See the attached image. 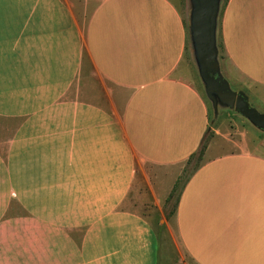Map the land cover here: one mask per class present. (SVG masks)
Masks as SVG:
<instances>
[{"label":"crops","instance_id":"obj_1","mask_svg":"<svg viewBox=\"0 0 264 264\" xmlns=\"http://www.w3.org/2000/svg\"><path fill=\"white\" fill-rule=\"evenodd\" d=\"M82 4L90 11L81 26L76 0H0V171L10 186L12 155L21 172L34 171L19 199L36 238L51 240L3 244L0 264L159 263L144 216L124 209L123 195L108 209L106 164L92 162L89 141L92 70L122 89L123 137L141 160L181 163L209 127L206 100L178 76L193 41L171 0ZM220 4L226 60L264 104V0ZM174 219L178 250L196 264H264V153L196 165Z\"/></svg>","mask_w":264,"mask_h":264},{"label":"rangeland","instance_id":"obj_2","mask_svg":"<svg viewBox=\"0 0 264 264\" xmlns=\"http://www.w3.org/2000/svg\"><path fill=\"white\" fill-rule=\"evenodd\" d=\"M186 20L191 36L194 24L196 0H171ZM80 4V7H78ZM93 8L91 4L90 10ZM221 4L219 6V10ZM88 5L76 0V18L80 25L89 14ZM218 10V11H219ZM217 11V12H218ZM214 46L220 76L233 92L242 90L247 97L253 88L226 60L219 34V12L215 17ZM197 51L193 48L187 57V66L180 71L179 78L194 87L206 100L209 110V127L199 148L188 159L174 166L156 165L138 158L129 149L123 137L121 116L125 96L120 87L100 79L91 71V130L90 148L92 162L106 164L108 209L114 208V201L125 196L123 208L144 216L158 240L160 259L158 264H196L188 254H180L176 241L174 213L178 195L186 177L199 163L222 154L233 152L264 153V131L239 114L234 105L222 100L215 92L208 90L202 76ZM251 106L264 113V104L254 98L248 99ZM6 160V155L1 156ZM19 155L11 156V183L0 171V249L3 244L45 241L50 236L38 235L34 220L26 218L30 213L19 199L21 178L34 177V171L19 170ZM23 159L26 156H22ZM33 158V156H29ZM6 173V172H5ZM5 178V185L3 179ZM33 187H27L33 195ZM33 198V197H30ZM8 246V245H7ZM4 252L0 250V258ZM8 253V252H7ZM17 255L19 251H12Z\"/></svg>","mask_w":264,"mask_h":264},{"label":"water","instance_id":"obj_3","mask_svg":"<svg viewBox=\"0 0 264 264\" xmlns=\"http://www.w3.org/2000/svg\"><path fill=\"white\" fill-rule=\"evenodd\" d=\"M219 2L220 0H196L191 37L193 48L197 51L202 76L207 83L208 90L215 92L222 100L234 105L239 114L264 131V113L250 105L244 91H231L227 82L218 72L214 32Z\"/></svg>","mask_w":264,"mask_h":264}]
</instances>
